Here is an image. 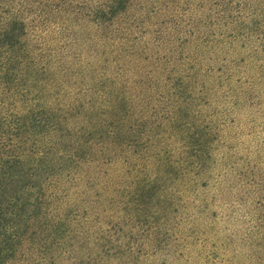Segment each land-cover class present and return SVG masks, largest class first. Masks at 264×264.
<instances>
[{"label": "rangeland", "instance_id": "rangeland-1", "mask_svg": "<svg viewBox=\"0 0 264 264\" xmlns=\"http://www.w3.org/2000/svg\"><path fill=\"white\" fill-rule=\"evenodd\" d=\"M220 58L47 76L62 96L123 104L134 131L86 135L108 151L78 152L60 182L65 227L37 261L264 264V62Z\"/></svg>", "mask_w": 264, "mask_h": 264}, {"label": "trees", "instance_id": "trees-1", "mask_svg": "<svg viewBox=\"0 0 264 264\" xmlns=\"http://www.w3.org/2000/svg\"><path fill=\"white\" fill-rule=\"evenodd\" d=\"M226 55L264 62V0H0V264H43L86 135L134 131L114 99L59 94L56 69Z\"/></svg>", "mask_w": 264, "mask_h": 264}]
</instances>
